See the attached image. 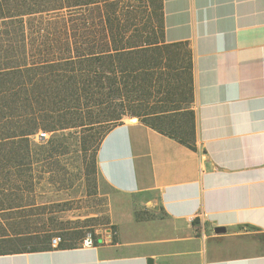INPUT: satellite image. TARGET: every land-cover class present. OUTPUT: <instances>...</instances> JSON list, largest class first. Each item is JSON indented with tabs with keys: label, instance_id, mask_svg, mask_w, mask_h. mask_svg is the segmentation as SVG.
Wrapping results in <instances>:
<instances>
[{
	"label": "crops",
	"instance_id": "crops-1",
	"mask_svg": "<svg viewBox=\"0 0 264 264\" xmlns=\"http://www.w3.org/2000/svg\"><path fill=\"white\" fill-rule=\"evenodd\" d=\"M160 7L166 43L192 55L194 147L140 120L114 128L97 160L115 191V242L0 264H264V0Z\"/></svg>",
	"mask_w": 264,
	"mask_h": 264
},
{
	"label": "trees",
	"instance_id": "trees-1",
	"mask_svg": "<svg viewBox=\"0 0 264 264\" xmlns=\"http://www.w3.org/2000/svg\"><path fill=\"white\" fill-rule=\"evenodd\" d=\"M138 10L129 5L115 16V0H0V173L10 164L15 173L28 166L11 158L30 155L31 136L87 128L101 119L105 128H89L94 133L89 151L98 152L106 136L124 124L123 116L139 108L149 111L141 122L194 147L187 93L177 88L169 97L155 96L161 94L160 77L172 70L168 62L176 64L185 47L166 43L164 33L161 43L138 27L130 31ZM169 104L171 110L159 109ZM165 114L181 119L167 124ZM54 148L35 155L46 164ZM49 240L39 249L0 255L51 250Z\"/></svg>",
	"mask_w": 264,
	"mask_h": 264
},
{
	"label": "rangeland",
	"instance_id": "rangeland-1",
	"mask_svg": "<svg viewBox=\"0 0 264 264\" xmlns=\"http://www.w3.org/2000/svg\"><path fill=\"white\" fill-rule=\"evenodd\" d=\"M129 5L139 7L137 20H132L130 31L138 27L150 39L156 37L157 42H164L160 0H115V16L118 10ZM188 52L181 47L178 62H168L172 70L160 77L163 86L157 91L161 94L155 96L159 99L165 95L169 97V93L178 88L179 94L187 93L189 102L184 108L193 111V61ZM174 65L180 67L179 72L173 70ZM169 107L170 104L159 109L171 110ZM148 112L140 108L128 111L121 122L144 120ZM165 115L167 124L181 119ZM102 121L95 120V124L87 128L41 131L30 137L29 156L11 158L15 163H27L28 166L19 167L20 175L15 173L12 164L0 173V209H6V212H0V252L39 249L47 239L51 246L55 237H60L61 245L67 247L81 245L89 236L94 241L115 242V191L99 173L98 152L89 151V140L94 134L89 128L93 127L90 128L93 132L105 128ZM41 133H46L47 138L39 139ZM53 140L58 141L56 146L52 145ZM52 148V156L46 164L35 155L41 149ZM15 237L24 238L8 240Z\"/></svg>",
	"mask_w": 264,
	"mask_h": 264
},
{
	"label": "built area",
	"instance_id": "built-area-1",
	"mask_svg": "<svg viewBox=\"0 0 264 264\" xmlns=\"http://www.w3.org/2000/svg\"><path fill=\"white\" fill-rule=\"evenodd\" d=\"M47 138V134L45 133H41L39 136V139H46ZM95 241L93 240V238L91 236L87 237L84 241V246L85 247H93L94 246ZM62 244V239L60 237H55L52 240L51 246L52 248H58L60 247V245Z\"/></svg>",
	"mask_w": 264,
	"mask_h": 264
},
{
	"label": "water",
	"instance_id": "water-1",
	"mask_svg": "<svg viewBox=\"0 0 264 264\" xmlns=\"http://www.w3.org/2000/svg\"><path fill=\"white\" fill-rule=\"evenodd\" d=\"M131 121H137V119H132ZM225 229H223V228H217V229H215V233H217V234H220V233H225ZM147 264H154V261L152 260V259H148L147 260Z\"/></svg>",
	"mask_w": 264,
	"mask_h": 264
}]
</instances>
